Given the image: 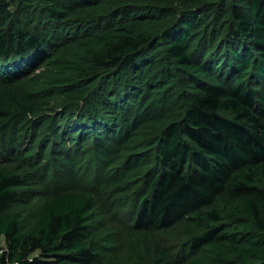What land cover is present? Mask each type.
<instances>
[{
	"label": "trees",
	"instance_id": "1",
	"mask_svg": "<svg viewBox=\"0 0 264 264\" xmlns=\"http://www.w3.org/2000/svg\"><path fill=\"white\" fill-rule=\"evenodd\" d=\"M0 264H264V0H0Z\"/></svg>",
	"mask_w": 264,
	"mask_h": 264
},
{
	"label": "snow or ice",
	"instance_id": "2",
	"mask_svg": "<svg viewBox=\"0 0 264 264\" xmlns=\"http://www.w3.org/2000/svg\"><path fill=\"white\" fill-rule=\"evenodd\" d=\"M0 74H2V72H0Z\"/></svg>",
	"mask_w": 264,
	"mask_h": 264
}]
</instances>
